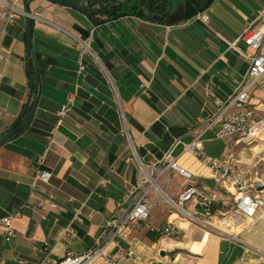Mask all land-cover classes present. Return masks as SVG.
<instances>
[{
    "label": "crops",
    "instance_id": "0c3cea01",
    "mask_svg": "<svg viewBox=\"0 0 264 264\" xmlns=\"http://www.w3.org/2000/svg\"><path fill=\"white\" fill-rule=\"evenodd\" d=\"M206 2L171 0L173 17L167 22L128 15L100 24L49 0L29 3L40 91L28 128L0 147V216L19 214L12 219L11 242H4L0 226L4 264H55L93 248L105 224L119 207L128 208L136 192V158L153 163L176 140L189 143L197 123L243 82L248 61L239 52L251 55L252 50L239 38L264 10V0ZM25 28L22 17L0 31V135L34 98ZM79 39L89 51H81ZM248 103L264 116V80ZM67 104L59 121L57 114ZM218 142L206 139L204 154L221 158L226 150L219 154ZM172 157L198 186L218 191L223 204L229 201L209 170L181 155V146ZM36 166L52 173L48 187L32 188ZM48 195L57 209H38L39 199ZM166 219L163 206L152 205L145 224H130L125 236L107 246L108 257L115 264H135L126 256L132 251L138 264H264V210L252 221L242 219L238 233L210 239L196 254L189 246L200 241L164 248L161 240L170 237L156 242L146 237L150 228L162 229Z\"/></svg>",
    "mask_w": 264,
    "mask_h": 264
},
{
    "label": "built area",
    "instance_id": "2783aa9c",
    "mask_svg": "<svg viewBox=\"0 0 264 264\" xmlns=\"http://www.w3.org/2000/svg\"><path fill=\"white\" fill-rule=\"evenodd\" d=\"M23 0H0V31L2 28L12 26L16 20L25 17L22 8ZM197 18L203 24L208 23L204 14H198ZM62 33L71 36L69 32L61 29ZM82 52H87L86 41L75 40ZM239 41H242L252 50L251 55L239 52L240 56L248 61V69L244 80L228 96L215 113L204 120H200L195 126L193 139L189 143L176 140L172 148L162 158L153 163H145L136 158L137 186L128 208L119 207L116 216L107 222L98 237L93 248L80 254H67V256L55 264H98V260H104L106 264H115L108 257L106 248L115 244L119 238L126 235L130 224L146 222L150 216L151 206L159 204L167 212L164 227L150 228L160 237H174L181 229L178 225L185 222L195 228L215 229L213 223L220 214L217 207L219 203V192L208 190L198 186L194 182L193 174L179 165L172 157L174 149L181 146V155H188L196 159L199 164L209 170L213 181L233 199L232 212L243 220H254L264 210V181L261 178L249 179L242 172L231 170L230 157L218 159L204 154L203 143L211 140H221L226 144L235 140L234 145L242 142L252 144L258 141L259 128L264 124V116L259 117L253 108L249 107V98L264 80V10L260 11L255 19L243 30ZM234 44H230L233 47ZM3 57L0 55V59ZM83 68L80 66L79 70ZM2 75L0 74V80ZM70 103V102H69ZM68 104L58 112L59 121L68 111ZM210 136V138H207ZM133 151V145H129ZM179 179L180 184L175 196L171 195V177ZM52 178L49 170L36 166L32 170L31 186L35 188L48 187ZM164 182V183H162ZM256 183L263 187L262 191H255ZM57 204L51 195L45 199H39L37 208L40 210H56ZM19 217L18 213L6 215L0 219L2 236L4 242L9 243L15 238L12 227V219ZM201 230V229H200ZM126 256L131 258L135 264L140 262L139 256L128 251ZM0 264H4L0 260ZM237 264H251L248 260H240Z\"/></svg>",
    "mask_w": 264,
    "mask_h": 264
},
{
    "label": "rangeland",
    "instance_id": "374dc122",
    "mask_svg": "<svg viewBox=\"0 0 264 264\" xmlns=\"http://www.w3.org/2000/svg\"><path fill=\"white\" fill-rule=\"evenodd\" d=\"M234 139L230 140L227 144L224 141H219L217 146H219V154L222 151H225L228 148V152L224 155V157H230L228 162L231 166V170L242 172L247 178L253 180L254 178H261L264 181V150H262V142L256 141L252 144L238 143L234 145ZM256 148L259 152L258 154L253 151ZM164 183V182H162ZM180 181L179 179L171 177V186L179 187ZM228 202L225 205L219 203L217 210H219V215L215 219L213 226L215 229L207 230L202 228H195L192 225H186L182 227L180 224L178 225L181 229L179 233L174 237H170L171 241L179 242L182 245L178 247L185 246L186 243H190L191 241H200L203 232L207 231L210 233L209 238L217 240L226 239L227 237L238 233L243 227L242 218L238 215L233 214L232 212V198H228ZM226 220V224L221 226L219 221ZM143 222L142 224H145ZM169 250V249H167ZM176 252V249L174 250ZM173 251L170 254L174 253Z\"/></svg>",
    "mask_w": 264,
    "mask_h": 264
},
{
    "label": "trees",
    "instance_id": "16d2710c",
    "mask_svg": "<svg viewBox=\"0 0 264 264\" xmlns=\"http://www.w3.org/2000/svg\"><path fill=\"white\" fill-rule=\"evenodd\" d=\"M54 3H58L55 0H49ZM70 2H78L80 0H68ZM91 0H87L89 4ZM171 0H109L104 4H100L99 12L95 15L90 16L89 18L92 20L94 24L104 23L106 21L114 20L117 18H121L123 16L133 15L139 18H147L154 22H163L164 20L167 22L170 18H172L173 14L169 11L168 7ZM211 0H207V4H210ZM59 4V3H58ZM206 7V6H205ZM204 7L200 8V11L203 10ZM29 77L33 82V76L29 71ZM36 86L33 83L32 95L35 94ZM32 101L23 107L21 115L17 118L11 128L4 134L0 135V147L14 138L18 137L15 134L16 129L19 127L21 120L29 113ZM6 215L0 216V219L5 217ZM146 237L152 241L156 242L161 239V237L152 230H147Z\"/></svg>",
    "mask_w": 264,
    "mask_h": 264
},
{
    "label": "water",
    "instance_id": "95a60500",
    "mask_svg": "<svg viewBox=\"0 0 264 264\" xmlns=\"http://www.w3.org/2000/svg\"><path fill=\"white\" fill-rule=\"evenodd\" d=\"M31 1L33 0H23V11L26 14L25 47H26V55L28 58L29 70H30L31 75L33 76L35 86H36V91L34 94L33 101L31 103L29 113L21 120L19 127L15 131L16 136L21 135L31 123L33 116H34L36 106H37V102L39 98V91H40L39 74L37 72V69H36V66L33 60V48H32L33 22H32L31 14L29 13V8H28V5ZM55 1H57L62 6L69 7L71 9H74L80 12L84 16L90 17L99 12L98 6L100 4H104L108 2L109 0H91L89 4L87 3V0H80L78 2H70L68 0H55ZM31 88L33 89V83L31 85ZM262 189H263L262 185L260 183H256L255 191L260 192L262 191Z\"/></svg>",
    "mask_w": 264,
    "mask_h": 264
},
{
    "label": "bare ground",
    "instance_id": "6f19581e",
    "mask_svg": "<svg viewBox=\"0 0 264 264\" xmlns=\"http://www.w3.org/2000/svg\"><path fill=\"white\" fill-rule=\"evenodd\" d=\"M259 138L258 141L262 142V150H264V124L259 128ZM253 151H255L258 154V150L256 148L253 149ZM226 220H221L219 221L220 225L223 226L226 224ZM180 225L182 227L186 226L187 223L185 222H181ZM210 233L207 231L203 232V236L200 240V242H194L189 246V250L192 253H200L202 252V249L208 244L210 238ZM161 246H163L164 248H171V247H175V246H181L182 244L179 242H174V241H169V240H161L160 242Z\"/></svg>",
    "mask_w": 264,
    "mask_h": 264
}]
</instances>
